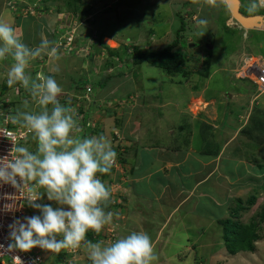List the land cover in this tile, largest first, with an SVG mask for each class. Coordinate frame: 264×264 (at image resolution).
Here are the masks:
<instances>
[{
  "label": "rangeland",
  "instance_id": "obj_1",
  "mask_svg": "<svg viewBox=\"0 0 264 264\" xmlns=\"http://www.w3.org/2000/svg\"><path fill=\"white\" fill-rule=\"evenodd\" d=\"M251 2L240 0L244 15L264 13V8L249 13ZM53 3L59 8L55 12L63 13L56 25L74 22L62 30L66 37L73 33L81 36L89 29L90 41H102L109 48L104 51L90 43L89 52L94 48L98 52L93 60L74 55V49L71 54L59 53L62 57L56 63L60 71L56 73L51 72L47 56L33 60L27 69L33 78L40 72L54 76L63 89L60 103L75 112V107L82 105L83 116L76 115L81 135H103L117 153L110 181L101 180L112 193L105 211L114 214L113 222L92 242L109 244L126 232H145L152 242H160L154 247L158 255L155 264H264V136L256 128V123L262 122L264 94L257 98L254 92L228 96L236 88H250L240 77L252 63L264 62L255 55L264 53V33H253V46H245L248 41L242 32L232 27L233 23L226 25L229 14L224 2L213 8L195 5L192 0H8L1 13L17 9L21 16H35L45 5L53 8ZM74 6L79 14L72 11ZM86 10L91 13L88 19L81 17ZM180 16L187 28L181 33L184 44L179 42L175 48L186 54V73L170 75L147 63L135 64L133 48L157 53L175 39ZM199 19L208 24L199 25ZM58 31L54 33L55 45L61 41ZM256 41H263L259 51ZM67 42L61 45L67 46ZM85 42V37L78 38L76 45ZM114 54L118 59L111 58ZM3 74L0 72V77L4 78ZM87 86L91 92H86ZM14 92L16 97L10 95L13 117L19 112L39 111L29 92ZM238 119L243 125L234 140L228 141ZM20 145L36 150L32 135ZM185 151L186 161L176 163ZM236 199H241L240 204ZM39 203L57 207L46 194ZM35 215H40L38 210ZM226 218L257 224L254 252H227L219 223ZM126 223L131 228L126 229ZM161 244L167 246L166 253L158 251ZM33 249L41 253L43 264H91L84 249L59 253Z\"/></svg>",
  "mask_w": 264,
  "mask_h": 264
},
{
  "label": "clouds",
  "instance_id": "obj_2",
  "mask_svg": "<svg viewBox=\"0 0 264 264\" xmlns=\"http://www.w3.org/2000/svg\"><path fill=\"white\" fill-rule=\"evenodd\" d=\"M223 2L192 0L195 5L213 8ZM262 7L264 0H252L247 10L254 13ZM198 23L206 26L208 21L199 19ZM234 25L239 26L235 21ZM42 56L49 58L51 72L60 71L56 62L61 56L55 42L41 34L40 43L30 48L10 24L0 22V61L12 60L6 73L7 86H22L39 106V111L19 112L13 117V123L32 135L36 150L17 144L12 148V158L0 163V184L26 191L25 202L40 213L10 225L12 243L8 251L28 252L39 247L59 253L64 249H84L91 264H155L158 255L145 232L134 231L109 244L87 239L89 232L99 235L113 222L114 214L105 211L112 193L98 174L111 172L117 153L105 136L81 135L75 109L60 103L63 89L54 76L40 72L33 78L27 71L30 63ZM43 194L57 207L39 203ZM14 262L23 264L18 256Z\"/></svg>",
  "mask_w": 264,
  "mask_h": 264
},
{
  "label": "trees",
  "instance_id": "obj_3",
  "mask_svg": "<svg viewBox=\"0 0 264 264\" xmlns=\"http://www.w3.org/2000/svg\"><path fill=\"white\" fill-rule=\"evenodd\" d=\"M64 1H66L68 3L69 2H76L77 3L81 0H64ZM23 4H25V3H23ZM23 4H21V5H23ZM57 9H59V8H57ZM73 9L74 10H72V11L75 12L74 14H79L78 11H75L76 10L75 6L73 7ZM79 10H81V8H79ZM81 13H82L81 17H85L86 19L91 17V13L88 12L87 10L82 11ZM70 23L71 22H69V24ZM88 23H89V21H88ZM72 25H74V22L71 23L70 26H68L67 23L59 24L56 26L57 30H59L58 33H59V38L61 39L60 42L66 43L67 41H69V42H67L68 43L67 46L66 45H58L59 53H64L63 55L71 54V49H74L75 51H77V54H74V55L79 56L82 59L88 58L90 60H93V58H95V56L98 57V52L95 50V48L93 50L95 52H93V51L89 52V49L91 48V46H98V48H101L104 51L109 50V48L104 46L105 44H103L102 41H99V44H98V42L95 43V41H90V37H88L89 36V29H86L85 32L80 33L81 36H78L77 34L73 33L70 40H68L69 37H66L63 34L62 30L65 27L69 28ZM186 28H187V23L185 22L184 18H182L180 16V25H179V28L175 32V36H176L175 39L174 40L172 39L170 44L165 45L164 48L157 50V53L150 52L151 51L150 48H146L147 52H142L140 49H137L136 47H134L133 50L136 53V54H134V52L132 53L134 56L133 57L134 63L135 64L147 63L149 65L160 68L161 70H163L164 72H166L167 74H170V75H176V74H179L180 72L181 73L185 72L183 68L185 67V64L187 63L188 59L185 58L186 57L185 53L183 54L181 51L177 50L178 49L177 46L179 45V42L183 43L185 36L181 33L184 32L186 30ZM63 31H65V30H63ZM75 33H76V31H75ZM54 36H55V34H53V36H52L53 42H56V44H57V40L54 41ZM84 37H85V40H87V42H85V45L82 44L81 47L77 46L76 40L78 38H84ZM90 43H92V44L89 47L88 45H90ZM86 46H88V47H86ZM105 49H107V50H105ZM172 49H175V50L172 51ZM114 57H117V59H118V54H114V56L111 58H114ZM112 61L115 63L117 60H112ZM206 73L208 74V71H206ZM206 73H205V75H206ZM3 82L4 83H1V87H0V88L3 87L0 91L1 97H2V95H5V93L8 91V89L6 88L7 85H6L5 81H3ZM14 86L19 87V85H14ZM81 107H82V105H81ZM80 108H77V109L81 110ZM260 118H261L262 122H260V123L257 122L256 128L258 129L259 134H262L264 136V130L262 129L264 127V113L263 112H262V115L260 116ZM260 125H262V126H260ZM262 143H264V141ZM207 154H210V153H207ZM215 156H216V154L214 155V157ZM119 161L123 162V163L127 162L125 159H122V158H120ZM112 171H113V169L111 170L110 173H112ZM109 174H98V177L102 181H105V179L110 181ZM250 201H251V199L249 200V202ZM236 202H237V204H240L241 199H236ZM239 207H240V209L243 208V206H239ZM233 210L235 211V209H233ZM233 214H234V216L237 215V213H233ZM219 223L222 226L223 244H224V246H225V248L229 254L235 255L238 253H252L255 251L254 242L258 239V235L255 234L257 227H258L256 223L244 224L242 222L239 223L237 220H231L230 218L223 219V220L219 221ZM99 235H96V234L90 232L87 235V239L93 241V239H97L98 237H100ZM58 257H60V256H58Z\"/></svg>",
  "mask_w": 264,
  "mask_h": 264
},
{
  "label": "built area",
  "instance_id": "obj_4",
  "mask_svg": "<svg viewBox=\"0 0 264 264\" xmlns=\"http://www.w3.org/2000/svg\"><path fill=\"white\" fill-rule=\"evenodd\" d=\"M32 8L33 6L30 7L31 10ZM58 45H61V42ZM240 79H247L255 85V97L264 94V62H254L249 65L247 74H243ZM89 91L87 87V92ZM12 114L10 98L0 95V163H7L12 158V148L31 135L27 129L13 123ZM25 196L26 191H17L9 184H0V246H2L0 247V264H15V256H18L23 264H42V255L37 249H31L28 252L8 251V245L12 243L10 225L17 220L23 222L24 217L35 215L36 209L27 205Z\"/></svg>",
  "mask_w": 264,
  "mask_h": 264
},
{
  "label": "crops",
  "instance_id": "obj_5",
  "mask_svg": "<svg viewBox=\"0 0 264 264\" xmlns=\"http://www.w3.org/2000/svg\"><path fill=\"white\" fill-rule=\"evenodd\" d=\"M6 1H8V0H0V22H4V23H8V24H10L16 31H17V33L18 34H20L21 36H22V41H23V43H25L26 45H28L30 48H34V47H36L39 43H40V39H41V34H43L44 36H46L50 41H53V34L55 33V31L57 30V25H56V22H57V20L59 19V17H61L62 15H63V13H56L55 11L57 10V7H56V5L53 3V5H54V9L53 8H49L48 6H43L44 7V11H42V12H39V10H37V13L35 14V16H30V15H24V16H21V14L18 12V13H14V11L12 12H5V13H1V10L3 9H5L7 6H8V4H6V7H5V4H3V2H6ZM10 1V0H9ZM12 2H14V0H11ZM9 3V2H8ZM223 6H225L226 7V4H224ZM227 8V7H226ZM262 8H264V7H262ZM228 10V9H227ZM38 13H41V14H39L38 15ZM61 14V15H60ZM229 14V16L227 17V19H225V21H226V25H228L227 23H229V25L228 26H230V24L231 23H233V26L232 27H235L236 29H238L239 31H241L242 32V36H243V39H247V44H245V46H247L248 44H253L251 41H250V39H251V37H252V35H253V33H264V20H263V23H262V25H261V27L260 28H250V29H243V31L242 30H240L241 29V27H239V26H235L234 25V20H232L231 18V15H230V12L228 11V13H227V15ZM253 15H260V16H262V17H264V13H260V12H258V14H248L247 13V16H253ZM230 20V21H229ZM51 27L53 28V29H51ZM244 35H246V38L244 37ZM257 42V45H258V47H257V51H259L260 49H261V47H260V44H261V46H262V42L263 41H256ZM253 46V45H252ZM249 48L251 47V46H248ZM243 51V50H242ZM255 55H258L260 58H262V60H264V53H256ZM43 57V56H42ZM62 57V56H61ZM44 59V58H43ZM43 59H41V57L40 58H37V59H35L36 61H41V60H43ZM237 62V61H236ZM12 63V60H11V58H9L8 60H6V61H0V72H5V74H3L2 76L4 77V78H2V77H0V80H4L5 78H6V73H7V71H8V68H9V66H10V64ZM240 63V62H239ZM239 63H235L234 65H236V66H238L239 65ZM38 66H39V64H37ZM39 68V67H38ZM37 69V68H36ZM232 69V68H231ZM34 77H35V75H34ZM5 81V83H6V80H4ZM1 83H4V82H1ZM249 84H250V88H245V90H243V91H241V89L240 88H236V89H234V91L235 92H230L229 94H228V96H230L231 94V96L232 97H235V96H240L241 94H243V96H245V95H247V94H249V93H253V92H255V88L253 87V88H251L253 85L250 83V82H248ZM6 85H7V83H6ZM20 87H22V86H20ZM6 88L8 89V91L5 93V95H4V97H7V98H10V104L12 105V98L10 97V95H11V93L13 94V96L14 97H16V94H15V90H17V94L19 93V94H23L24 95V93L26 92V91H24L23 93H22V91L23 90H25L24 88H17L16 86H13V88H9L8 86H6ZM65 91H70L71 92V89H64ZM27 93V92H26ZM254 94V93H253ZM214 98V97H213ZM256 98V97H255ZM78 105V104H77ZM79 106V105H78ZM75 107L76 108V115H79V113H80V115H79V117L80 116H83V115H81L82 114V107L81 106H79V107ZM81 107V108H80ZM77 108H80L81 110H78ZM238 118H241V115H239V117ZM192 123H194V122H192ZM238 123H239V125H238V127L232 132V134L228 137V141H231L232 139L234 140V137L236 136V134L239 132L238 130H239V128L243 125V124H241V120L240 119H238ZM236 132V133H235ZM216 133H214V135H215ZM192 136H194L195 137V135L193 134V135H191V137ZM188 137H189V135H188ZM194 137L192 138V139H194ZM230 139V140H229ZM190 140V143H191V139H189ZM153 141V140H152ZM186 143H187V141H186ZM188 144V143H187ZM162 146H160V148H161ZM163 148V147H162ZM150 150H151V148H150ZM149 150V151H150ZM187 151V150H186ZM184 152V156L181 158V160H179V161H176V163H178L179 162V164H182V163H184L185 161H186V158L188 157L187 156V152ZM207 156H211L212 157V154H209V155H207ZM189 157H191V154H189ZM158 171L159 170H161V167H159L158 169H157ZM156 172V171H155ZM157 173V172H156ZM187 173H189V172H186V174ZM198 175V174H197ZM196 175V176H197ZM137 183V182H136ZM135 183V184H136ZM132 191H136L137 192V188H133V190ZM145 199H147V198H145ZM147 200H149L150 201V199H147ZM131 214V213H130ZM133 214V213H132ZM156 219H158V217L156 216L155 217ZM130 221V220H129ZM130 223V222H129ZM126 229H128V228H131L130 226H129V224H127L126 223ZM130 232L131 231H129V232H126L125 233V236L126 235H128V234H130ZM163 232H164V230L161 232V234L159 235V236H161L162 234H163ZM151 238V237H150ZM152 241V240H151ZM152 243H154L153 245H154V247H158V244L160 243L159 242V240H156L155 241V239H154V242H152ZM163 244H161V249L160 250H158L159 252H162V253H166L165 251H164V248H166L167 246H165V247H163L162 246ZM44 263V262H43ZM42 263V264H43Z\"/></svg>",
  "mask_w": 264,
  "mask_h": 264
},
{
  "label": "water",
  "instance_id": "obj_6",
  "mask_svg": "<svg viewBox=\"0 0 264 264\" xmlns=\"http://www.w3.org/2000/svg\"><path fill=\"white\" fill-rule=\"evenodd\" d=\"M226 7L231 17L243 29L260 28L264 17L260 15L247 16L240 11V0H225Z\"/></svg>",
  "mask_w": 264,
  "mask_h": 264
}]
</instances>
